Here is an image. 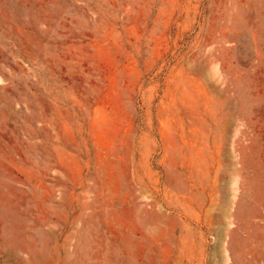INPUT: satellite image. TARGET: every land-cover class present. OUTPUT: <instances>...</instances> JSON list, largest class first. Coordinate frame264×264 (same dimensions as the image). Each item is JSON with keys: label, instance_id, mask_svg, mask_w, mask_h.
Returning a JSON list of instances; mask_svg holds the SVG:
<instances>
[{"label": "rangeland", "instance_id": "rangeland-1", "mask_svg": "<svg viewBox=\"0 0 264 264\" xmlns=\"http://www.w3.org/2000/svg\"><path fill=\"white\" fill-rule=\"evenodd\" d=\"M0 264H264V0H0Z\"/></svg>", "mask_w": 264, "mask_h": 264}]
</instances>
